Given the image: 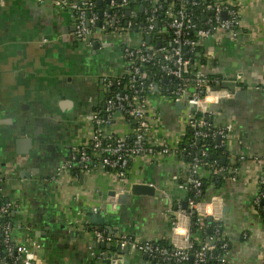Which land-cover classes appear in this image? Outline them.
Listing matches in <instances>:
<instances>
[{"label": "crops", "instance_id": "obj_1", "mask_svg": "<svg viewBox=\"0 0 264 264\" xmlns=\"http://www.w3.org/2000/svg\"><path fill=\"white\" fill-rule=\"evenodd\" d=\"M216 1L237 5L241 34L238 39L219 34L201 42L200 69L221 79L201 111L209 116L216 129L233 126L223 145L224 158L228 162L232 156L238 158L240 173L235 181L228 179L220 189L209 188L206 200L198 204V212L222 223L231 240V264H264V218L254 204L260 174V167L254 160L264 159V93L256 89L264 84V0ZM74 31L71 15L50 0L44 4L35 0H0V177L6 196L27 205L24 211L15 214L13 239L22 244L39 242L41 249L36 251V256L40 263L99 264L97 252L101 243L95 239L99 226H92L88 213L102 212L112 200L109 194L113 190L125 194L133 184H148L155 188V197L129 200L121 210L123 223L116 227L115 234L129 233L142 241L166 240L175 245L174 238L180 241L181 236L173 234V214H167L166 210L170 205L173 211L178 206L183 208L189 191L186 184L188 164L179 155L133 158L124 180L95 163L88 172L81 168L58 175V169L72 159L68 157H73L75 149L91 142L93 126L86 117L103 104L107 96L105 80L121 78L126 68L120 39L108 43V39L98 35L95 42L98 50L91 47L86 48L88 52L81 53L75 48ZM130 39L137 42L135 34ZM83 67L95 70L91 83L81 78V82H88L85 84L88 95L84 101L76 100L78 89L73 87L68 91L72 94L65 96L63 91L68 77L74 78L72 82L75 83L80 74L77 69ZM226 82L233 83L235 90H214ZM242 90L244 96L236 98V92ZM163 91L158 87L150 96L151 106L157 109V114L152 111V135L156 144H164L175 151L186 133L190 107L183 103L185 108L178 112L176 102ZM84 102L87 105L83 108L85 119L81 129L75 132L72 126H66L71 134L69 146L62 139L53 144L45 143L42 155L47 165L38 166L39 173H28L32 182L41 178L42 189H21L20 176L23 174L22 178L27 181L26 171L21 165L16 167L12 160H22L32 150L27 141L31 133L21 132L19 127L23 124L18 123L19 120L17 126L15 124L18 114L46 120L49 117L40 115L50 106L51 119L56 124V118L59 119L67 105L71 110ZM36 126L32 123V130ZM131 131L132 124L124 117L115 118L107 129L117 137H125ZM62 154L67 157L59 159ZM81 174L84 175L82 179ZM37 216L45 219L53 231L39 233L32 222ZM181 221L186 223L184 217ZM103 232L109 233L107 229ZM124 260L128 264H149L132 248Z\"/></svg>", "mask_w": 264, "mask_h": 264}, {"label": "built area", "instance_id": "obj_2", "mask_svg": "<svg viewBox=\"0 0 264 264\" xmlns=\"http://www.w3.org/2000/svg\"><path fill=\"white\" fill-rule=\"evenodd\" d=\"M39 1L44 4L48 0ZM50 1L61 11L71 15L75 25L74 38L80 40L87 48L93 47L98 35L108 39V43L109 40L115 42L120 39L126 64L121 78L115 81L105 80L107 96L103 104L88 117L93 126L90 144L76 148L73 158L58 169V175L72 171L73 161L77 156L80 157V162L85 164L83 170L88 172L93 166L91 164L94 156L88 152L90 145L95 155L99 156L100 162L96 166L99 165L108 172L112 170L120 180L126 178L129 163L133 158L177 154V150L174 151L164 144H156L153 139L152 111L157 114V109L151 106L150 96L158 87H162L164 91L166 88L167 92L164 94L172 97L174 102L192 106L186 118V126L194 130L198 141H207L211 137L216 142L217 137H220L221 143H216V146L223 147L233 131V126L229 124L216 129L208 121L206 113L201 111L203 103L221 79L205 74L200 69L198 60L194 58L199 55V47L204 40L219 34H225L232 39L239 38L241 23L236 4L216 0H100V5L99 0ZM145 2L149 3L148 7ZM165 2L169 3L166 8ZM196 9L200 10L199 14L195 13ZM160 12H163V19H159ZM133 34L137 36L136 43L130 39ZM148 36L152 38L150 44L146 41ZM166 42L169 43L167 47ZM105 45L104 43L103 46ZM157 60L163 63L160 79L165 81V86L148 82L143 68L145 65L155 64ZM123 78L128 80V84L122 82ZM114 83L121 90L111 93L110 89ZM126 89L129 92H125ZM190 89L194 91L189 92ZM256 89L264 93V84ZM118 117L132 122V131L125 137H117L107 132ZM205 156L207 152H203L201 157ZM237 160L238 158L232 156L227 168L215 166V171H227L230 174L229 180L235 181L240 173L236 166ZM201 162L202 159L195 158L193 164L188 166L186 182L188 190H195L197 197L202 193V183L195 174L200 171ZM254 162L260 167L254 204L262 211L264 217V159H255ZM2 184L0 177V218L24 211V203L9 199ZM186 203L187 209L178 206V209L173 211L170 205L166 210L167 214H173V234L175 237L181 236L180 241L174 238L175 250L172 253L129 233L109 234L95 231V239L99 243L115 244L122 249L132 248L147 260H156L158 264H185L190 260L191 264H206L209 259L216 260L218 264H231V240L225 231L222 234L218 227L209 234L201 248L192 253L191 212H196L199 220L208 216L198 212L199 203L195 199L189 198ZM181 217L186 219V223L181 221ZM14 229L15 225L12 223L0 226V264H48L40 263L36 256L41 244L34 241L24 244L16 242L12 236ZM219 240L220 245L217 244ZM217 249L218 253L215 255Z\"/></svg>", "mask_w": 264, "mask_h": 264}, {"label": "water", "instance_id": "obj_3", "mask_svg": "<svg viewBox=\"0 0 264 264\" xmlns=\"http://www.w3.org/2000/svg\"><path fill=\"white\" fill-rule=\"evenodd\" d=\"M100 4L101 2L99 0V5ZM141 11H143V7H141ZM100 14L102 15V13ZM224 18L225 19L227 18L226 14H224ZM151 39H152L151 36H148L146 38L147 43L150 44ZM78 42H81V41L78 40ZM159 46L160 44H158V47ZM93 49L98 50V45L94 44ZM222 89H231L232 91H234L235 85L233 83L226 82V83H223L221 86L216 87L214 90L220 91ZM193 91H194L193 89L189 90V92H193ZM236 93H237L236 98H239L240 95L244 96L245 94L243 90L240 92L238 91ZM189 107L192 108V106H189ZM175 108L178 112H180L182 109L185 108V106L183 102H178L176 103ZM32 119H33L32 116L19 115V114H18V118L15 119L16 126L18 123L23 124L22 126L19 127L21 132L31 133V136L27 138V141L31 145L30 150H32L31 151L32 153L30 154L28 152L29 155L27 154L28 156L26 158L22 160L19 158H15L12 160V162L16 165V167L17 165H21V167H24L26 171L25 176L27 177L26 178L27 181H24V178H22L23 174L20 176L22 180L21 185L23 186L21 189L34 191L38 187L42 189L41 185H39V182H40L39 180L41 178L40 177L35 178L34 181L32 182L33 179L31 178V176L28 175V173H31V174L39 173L40 169L38 168V166H40L41 164L45 166L47 165V163H46V158H44L42 155V151L45 149L46 144L44 143L43 139L41 138L38 139L37 137L38 134H35L34 136L32 135V132H33L32 127H31V124L33 121ZM17 120H19L18 123H17ZM52 125L53 127H55V126H58L59 124L52 123ZM198 143H200V141ZM216 143L217 144L221 143L220 137H217ZM62 156L64 155L63 154L60 155L59 159H62L63 158ZM68 158L71 159L73 157L72 155H70ZM225 162H226V159L223 158L222 164L224 165ZM73 164L75 166L79 164L77 168L73 167L74 169H78V170L83 168L85 165L83 162H80L79 156L76 157V159L73 161ZM74 174H76V172ZM80 178L81 179L84 178V175L81 174ZM155 191H156L155 188L148 184H133L129 188L128 192L125 194H119L116 190H113L109 194V197H111L112 200H110L108 204H106L102 212L98 214L88 213V217L90 218V223L92 224V226H99L98 231L103 232L104 229H107L109 233L115 234L117 231L116 227H119V225L123 223V216H122L121 210L123 209V207H125L128 204L129 200H131L133 197H141V196L155 197L156 195ZM187 207H188L187 203L184 202L183 208L187 209ZM15 214L16 213L12 214L13 218H15ZM193 214H196V212H194ZM21 215H19V217ZM209 220L212 221L213 218H209ZM33 223L36 225V228L38 229L37 231H39V233L41 232L45 234L47 231H50V232L53 231L51 227L47 226L45 219H43L42 217H38V216L35 217ZM234 243H235V240H233V244ZM98 248H99V251L97 252V255H99V258H100L99 264H128L129 263L128 261L124 260V256H126L130 252V249L128 248L122 249L120 246L113 247L112 244H108V243L98 244Z\"/></svg>", "mask_w": 264, "mask_h": 264}, {"label": "trees", "instance_id": "obj_4", "mask_svg": "<svg viewBox=\"0 0 264 264\" xmlns=\"http://www.w3.org/2000/svg\"><path fill=\"white\" fill-rule=\"evenodd\" d=\"M144 1V0H143ZM146 7L149 6L148 2L144 3ZM169 3H164V7H168ZM196 14L200 13L199 9L195 10ZM163 12H160L159 19H163ZM201 22V19H200ZM155 45V44H153ZM169 46V43L166 42V47ZM199 54V51H198ZM195 60H198V56L194 58ZM162 62L157 60L155 64H149L145 65L144 71L147 75V80L148 82H155L157 86H165V81L160 79V68L162 66ZM212 77V76H211ZM215 78V77H214ZM122 82L128 84V80L126 78L122 79ZM119 88L117 84H113L110 91L111 93L117 91ZM121 90V89H119ZM125 92H129L128 89L124 90ZM164 93L167 92L166 88ZM110 94V93H109ZM208 121H210L209 116L206 114ZM132 124V122H131ZM194 130L191 128L186 129L185 135L182 137L178 149H177V155H179L190 167L195 158H200L202 159L201 165H200V171L195 174V176L201 181L202 187H201V195L200 196H195V190L189 189L188 194L185 198V202L189 198H193L196 200V202H203L206 200V195H207V190L209 188H214V189H220L222 188L226 181L229 179L230 174L226 171L224 173H218L215 171L216 167H225L227 168L228 164L230 162L226 161L225 164H222V159L226 156L224 153L225 148L224 147H217L216 142L214 138H208L207 141L205 140H199L195 138L194 136ZM88 152L92 154L93 156V161L92 164H98L100 162L99 156L95 155L92 146L90 145L88 147ZM203 152H207V156L201 157ZM130 165V163H129ZM213 165V167H211ZM236 166L240 167V162L236 161ZM74 169V168H73ZM72 169V170H73ZM129 169V168H128ZM109 172H113L112 170H109ZM201 172V173H200ZM206 173V176H203V173ZM189 174V171L188 173ZM259 210L260 215L263 217L262 211ZM194 212H191V234H192V242H193V249L192 253L195 252L196 250H199L202 246L203 243H205L207 237L209 236L210 233H212L215 229V227H218L222 234L224 232V228L221 222H217L215 220L210 221L209 218L201 219L199 220V215L193 214ZM264 218V217H263ZM5 223H12L15 225V218L12 217V215H7L4 218H0V226H2ZM157 246L167 249L169 252H173L175 250L173 244H171L169 241H160V242H153ZM217 244H221L220 240ZM218 253V249L215 251V255ZM149 264H158L156 260H147ZM192 260L185 262V264H191ZM206 264H218L216 260L214 259H209Z\"/></svg>", "mask_w": 264, "mask_h": 264}, {"label": "flooded vegetation", "instance_id": "obj_5", "mask_svg": "<svg viewBox=\"0 0 264 264\" xmlns=\"http://www.w3.org/2000/svg\"><path fill=\"white\" fill-rule=\"evenodd\" d=\"M35 1L42 4L39 0H35ZM74 44L76 46L75 48L78 51H80L81 53L88 52L86 49L87 47L82 42H78V40L75 39ZM81 44H82V47H81ZM98 67L96 66V69H98ZM91 69H92V67H89V68L83 67V69H80V70L77 69V72H79L80 74L75 79V83L72 82L74 78L68 77L67 81H69V82L66 84V88H64L65 90L63 91L65 96L72 94V93H68V91H69V89H72L73 87H75L78 89V94L76 93V95H75L76 100L84 101V98H86V96L88 95L87 92L85 91V84H88L87 81H89V83H91V75L95 72V70L93 72V71H91ZM84 75H86V76L82 77ZM81 78L82 79L86 78L85 80H87V81L83 80L81 82ZM97 85H98V87H100L99 86L100 83H98ZM80 88H81V91H79ZM85 102H84V104L73 106V108L71 110L67 107L68 105L66 103L65 106L66 105L67 106L65 108V111L59 115V119L56 118V123L59 124L58 126H55L56 128L53 127V125H52V123H53V118L51 119V117H53L52 108L50 106L49 107L47 106V108L43 111L44 113H42L41 115L39 114V115L43 116V117H49L48 119L43 120L42 117H39V118L36 117V118L32 119L33 120L32 123L37 124V126L33 129L32 135L34 136L35 134H38V136H37L38 139L39 138L43 139L44 143H46V144H53V142H55L56 140L62 139V141L65 143V145L69 146V140L71 141V134H69L67 132L66 126H68V127L72 126L75 129V132H77L81 129L83 122H84V119H85V117L83 116L84 109H85L84 106L87 105V103H85ZM55 130H57V131H55ZM66 133H68V135ZM76 134L77 133H75V136H76ZM69 137H70V139H69ZM65 157H67V154L66 155L64 154V158ZM32 222H26L25 224H32Z\"/></svg>", "mask_w": 264, "mask_h": 264}, {"label": "rangeland", "instance_id": "obj_6", "mask_svg": "<svg viewBox=\"0 0 264 264\" xmlns=\"http://www.w3.org/2000/svg\"><path fill=\"white\" fill-rule=\"evenodd\" d=\"M81 47H82V44H81ZM117 60V59H116ZM168 98L174 103V100H173V98L172 97H170V96H168ZM162 120H165L164 119V117L162 118ZM86 121L89 123L90 121L88 120V117H86ZM90 124V123H89ZM88 127H89V125H88ZM88 130H89V128H88ZM27 206V205H26Z\"/></svg>", "mask_w": 264, "mask_h": 264}]
</instances>
